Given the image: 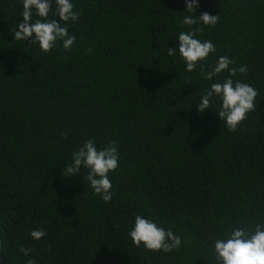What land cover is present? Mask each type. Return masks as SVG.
<instances>
[{
    "label": "trees",
    "instance_id": "trees-1",
    "mask_svg": "<svg viewBox=\"0 0 264 264\" xmlns=\"http://www.w3.org/2000/svg\"><path fill=\"white\" fill-rule=\"evenodd\" d=\"M76 37L44 53L14 41L22 0H0V264H216L213 240L264 223V0H72ZM52 0V11H55ZM220 16L196 38L247 66L234 80L255 88V111L229 132L213 100L196 104L212 81L177 54L184 16ZM56 18L49 14V19ZM39 19L33 12L32 20ZM91 49L89 52L88 49ZM66 133V136L64 135ZM115 141L112 199L62 169L85 140ZM141 215L181 237L170 253L136 247ZM47 235L31 238L33 230ZM34 249L29 256L20 247Z\"/></svg>",
    "mask_w": 264,
    "mask_h": 264
},
{
    "label": "clouds",
    "instance_id": "clouds-1",
    "mask_svg": "<svg viewBox=\"0 0 264 264\" xmlns=\"http://www.w3.org/2000/svg\"><path fill=\"white\" fill-rule=\"evenodd\" d=\"M185 4V12L189 13H195L199 7L198 0H185ZM55 5V11H52V0H22V20L12 29L14 41H29L34 36L31 44L38 45L44 53L56 47L58 42L64 50H71L76 37L69 34L67 24L69 21L76 22L80 14L73 10L72 0H55ZM33 12L39 17L35 22L32 20ZM50 13L56 18L49 19ZM219 20L220 16H213L208 12H203L199 17L184 16L181 23L189 26L190 30L180 32L178 50L167 49V55L174 56L178 51L188 72H193L198 64L201 65L200 75L208 81L228 71L229 76L223 82L212 83L205 90L196 107L198 113H203L215 99L221 105L217 112L219 118L229 132H235L247 119V114L255 111L259 93L251 85L233 79L237 73H246L247 66L230 67L235 61L228 56H220L210 68L204 67V62L210 54L216 52V46L209 40L201 41L196 37L203 32L200 25L214 27ZM64 135L66 136V133ZM118 166L119 154L115 141L98 149L95 141L88 139L72 154L71 161L62 169V174L65 177H73L80 174L82 169L87 170L84 180H87L94 194L101 196L102 200L108 203L112 199L109 173L114 172ZM46 235L42 229L31 232V238L37 241ZM128 235L136 247L143 246L150 252L170 253L182 243L181 237L171 229L165 230L153 220L141 215L135 216L134 226ZM33 250L23 246L19 249L26 257ZM213 251L216 264H264V223L233 228L226 237L213 240ZM27 264H36V261L29 258Z\"/></svg>",
    "mask_w": 264,
    "mask_h": 264
}]
</instances>
